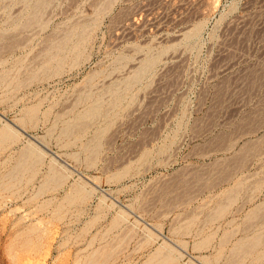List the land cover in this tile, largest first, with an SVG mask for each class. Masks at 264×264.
Here are the masks:
<instances>
[{"label":"rangeland","instance_id":"374dc122","mask_svg":"<svg viewBox=\"0 0 264 264\" xmlns=\"http://www.w3.org/2000/svg\"><path fill=\"white\" fill-rule=\"evenodd\" d=\"M0 264H264V0H0Z\"/></svg>","mask_w":264,"mask_h":264},{"label":"bare ground","instance_id":"6f19581e","mask_svg":"<svg viewBox=\"0 0 264 264\" xmlns=\"http://www.w3.org/2000/svg\"><path fill=\"white\" fill-rule=\"evenodd\" d=\"M210 1H212V0H210ZM213 1H214V0H213ZM41 2H42V1H41ZM208 2H209V1H208ZM210 3H211V2H210ZM213 3H214V2H213ZM213 3H212V5H213ZM38 4H39V2H38ZM215 4H216V3H215ZM39 5H40V4H39ZM210 5H211V4H210ZM37 7H38V6H37ZM38 9H39V8H38ZM199 9H200V8H199ZM34 10H35V9H34ZM32 13H33V12H32ZM35 15H37V12L34 14V16H33L34 18L36 17ZM31 17H32V14H31ZM36 18H37V17H36ZM36 18H35V19H36ZM31 19H32V18H31ZM31 19H30V20H31ZM35 19H34V20H35ZM31 21H32V20H31ZM60 42H61V41H60ZM63 42H65V40H64V41L62 40V43H63ZM57 45H58V44H57ZM60 47H61V46H60ZM60 47H59V48H60ZM58 50H59V49H58ZM50 52H51V51H50ZM56 52H58V51H56ZM56 52H55V54H56ZM52 53H53V52H52ZM53 54H54V53H53ZM55 54H54L53 57H55ZM57 54H58V53H57ZM46 59H47V58H46ZM147 62H149V61H147ZM147 62H146V63H147ZM148 65H149V64H148ZM144 66H145V65H144ZM144 68H145V67H144ZM144 70H145V69H144ZM138 73H139V72H138ZM137 76H138V75H137ZM95 102H96V101H95ZM93 103H94V102H93ZM96 103H97V102H96ZM98 104H99V103H98ZM91 107H92V109H93V106H91ZM97 107H98V106H96V108H97ZM94 108H95V106H94ZM96 108H95V109H96ZM98 108H99V107H98ZM95 109H94V111H95ZM89 111H90V109H89ZM94 111H93V114H94ZM98 111H99V110H98ZM91 112H92V111H91ZM86 113H88L87 110H86ZM95 113H96V112H95ZM98 113H99V112H98ZM83 114H84V113H83ZM86 115H87V114H86ZM91 116H92V115H91ZM72 126H73V125H72ZM27 151H28V150H27ZM29 152H30V151H29ZM27 153H28V152H27ZM29 154H33V153L30 152ZM25 155H26V154H25ZM27 155H28V154H27ZM29 156H32V155H29ZM29 156H28V157H29ZM253 240H254V239H253ZM253 240H252L251 243H253ZM255 240H257V239L255 238ZM244 244H245V243H244ZM249 246H250V245H249ZM249 246H248V247H249ZM238 247H239V246H238ZM238 247H237V248H238ZM248 247H247V248H248ZM247 248H246V249H247ZM241 249H242V248H241ZM239 250H240V249H239Z\"/></svg>","mask_w":264,"mask_h":264}]
</instances>
